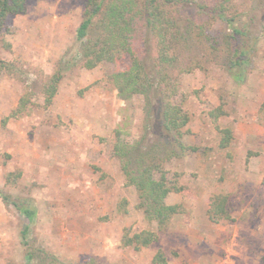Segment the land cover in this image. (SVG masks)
I'll return each mask as SVG.
<instances>
[{"label": "rangeland", "instance_id": "374dc122", "mask_svg": "<svg viewBox=\"0 0 264 264\" xmlns=\"http://www.w3.org/2000/svg\"><path fill=\"white\" fill-rule=\"evenodd\" d=\"M215 2L196 0L174 9L183 21L193 20L223 39L226 25L208 10ZM85 4L29 0L25 13L9 16L0 31V60L10 65L0 70V196L8 199L0 198V264H25L28 250L47 255L32 264L51 259L56 264H152L158 250L168 264H264V0L227 5V13L239 14L243 28L256 38L241 82L196 50L198 43L191 52L181 43L174 46L177 60L170 76L179 81L181 93L174 101L189 117L182 141L197 151L163 164L169 185L179 189L165 202L178 205L180 213L161 232L137 208L136 190L125 185L121 162L111 151L116 130L128 143L144 135L147 147L170 145L151 124L161 114L159 96H153L149 120L142 95L118 97L112 76L129 67V57L91 70H63L52 103L44 107L50 76L81 55L75 32ZM137 36L133 48L152 69L156 40L150 38L142 50ZM190 62L196 68L183 72ZM22 98L24 111L2 125ZM219 105L226 114L213 122L208 112ZM219 129H229L230 138ZM9 174L19 177L7 183ZM219 194L227 196L229 219L215 223L207 210ZM12 201L36 211L27 246L21 237L27 220ZM143 230L157 232V242L139 251L121 245L124 233Z\"/></svg>", "mask_w": 264, "mask_h": 264}, {"label": "trees", "instance_id": "16d2710c", "mask_svg": "<svg viewBox=\"0 0 264 264\" xmlns=\"http://www.w3.org/2000/svg\"><path fill=\"white\" fill-rule=\"evenodd\" d=\"M27 1L29 0H0V31L5 27L9 16L25 13ZM195 1L86 0L81 23L75 32V40L81 45V55L77 60L62 64V67L50 76L43 88L44 107H48L56 95L63 70L76 66L91 70L101 63L113 62L124 55L129 57V67L117 71L112 76L118 97L121 100H128L134 95H142L149 120L153 110V96H159L162 102L161 116L155 118L151 124L159 128L161 136L170 145L167 148L158 145L147 147L144 135L139 140L128 143L121 139L120 131L116 130L111 151L121 162L125 185L133 186L136 190L137 208L142 211L147 222L156 224L158 232L164 231L171 217L180 213L178 205H169L165 202L171 192H178L179 189L169 185L163 164L186 152L197 151V148L186 146L182 141L189 133L187 129L189 117L181 105L174 101L177 96H181L179 81L170 76V68L177 60L172 54L174 46L181 43L187 52H191L192 44L198 43L199 48L196 50L205 56H210L211 62L223 67L236 82H241L244 71L251 67L250 55L256 50V38L243 28L240 22L241 16L237 13H227L230 0H216L213 8L208 9L212 18L226 25L228 33L222 37L223 39L205 33L203 26L193 20L183 21L174 6L181 8ZM204 8L199 6V10ZM136 35L139 43L142 44V50L150 45V38L156 40L157 59L152 69L146 66L133 48L132 40ZM9 66L8 63L0 60V70L9 69ZM193 66L190 62L183 72H191L196 68ZM25 106L26 101L22 98L17 108L4 117L1 124L4 125L7 120L19 116ZM225 114L222 105L208 112L213 122ZM219 132L226 138L231 136L229 129H219ZM17 177L19 174L16 176L9 174L6 182L13 183ZM0 198L4 203L8 202L6 197L0 196ZM12 205L27 220L21 232L22 244L27 246L25 238L36 211L30 206L14 201ZM207 216L215 223L229 219L226 195L219 194L211 198ZM157 240V232L143 230L131 235L124 233L121 237V245L139 251L156 243ZM35 257L47 260V255L43 251L28 250L25 264H32ZM151 263L168 264L160 250L152 256ZM48 264H56V260L51 259Z\"/></svg>", "mask_w": 264, "mask_h": 264}]
</instances>
